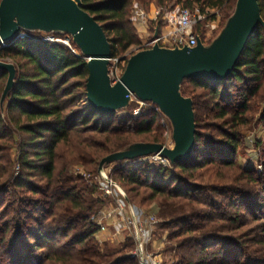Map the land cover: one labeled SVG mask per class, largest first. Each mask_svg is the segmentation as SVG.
<instances>
[{"label":"trees","instance_id":"16d2710c","mask_svg":"<svg viewBox=\"0 0 264 264\" xmlns=\"http://www.w3.org/2000/svg\"><path fill=\"white\" fill-rule=\"evenodd\" d=\"M134 1L145 4L152 0H81L83 9L102 26L111 44V57L138 43L130 22V7ZM155 3L161 9L160 17L180 5L198 8L204 21L215 19L217 12L222 13L225 21L232 14L236 0H155ZM258 5L264 21V0H258ZM198 35L204 42L203 35ZM3 58L30 69L15 78L14 87L6 98V114L14 125L11 138H16L17 132L22 136L0 148L7 151L4 155L6 170L0 171V191L17 202L15 207L8 200L0 210V264H137L125 250L130 245L112 248L95 239L96 215L105 200L94 196L95 185L70 174L68 167L79 163L89 173H95L103 157L136 143L135 138L142 135L147 143L162 144L159 135L152 133L155 114L128 115V124L121 120L120 124L112 125L115 113H101L86 99V59L61 42H49L35 35L18 37L0 47V59ZM5 77L7 72L0 70V101ZM69 79L75 80L70 82ZM230 80L238 83L240 96L231 115L218 102L219 85ZM185 83L210 96L218 118L229 114L232 119H238L248 109L250 99L264 91V28L260 26L249 40L227 79L211 82L195 78L182 82L181 94L191 98L195 117V99ZM78 88L83 89L81 96L73 94ZM76 101L85 102L81 110L66 113ZM4 118L0 113L2 129ZM5 133L6 130H1L0 137ZM224 135L225 140L217 142L226 153L219 164L231 165V156L237 148L236 132ZM200 136L196 124L194 148L184 162L164 168L147 162L133 166V161L139 158L125 160L108 175L115 182L116 178L122 181L129 201L139 197L140 204L136 206L146 200L155 201L158 215L165 223L184 225L169 236L172 246L168 249L175 252L172 264H253V257H247L246 261L239 258V236L219 234L240 225L236 213L215 212L218 202L210 193L219 191V185L191 181L198 169L214 165L217 154L211 144L204 147L205 152L200 150ZM58 145L62 150H56ZM241 173L247 181L254 178L250 170ZM33 178L43 184H36ZM224 190L233 194L238 191ZM203 191L204 194H198ZM17 193H23V198ZM219 194L224 192L220 190ZM235 205L231 203L232 207Z\"/></svg>","mask_w":264,"mask_h":264},{"label":"water","instance_id":"95a60500","mask_svg":"<svg viewBox=\"0 0 264 264\" xmlns=\"http://www.w3.org/2000/svg\"><path fill=\"white\" fill-rule=\"evenodd\" d=\"M260 26L264 28L258 0H236L232 14L211 43L198 39L193 47L155 44L139 50L129 57L122 75L112 83L111 44L102 26L83 9L81 0H0V47L21 37L22 31L66 34L87 61L86 99L95 110L115 113L127 107L134 96L155 104L169 119L173 147L132 143L100 160L101 175L104 166L112 162L152 154L166 157L171 165L187 160L194 148L196 124L192 100L181 94L182 82L195 78L211 82L227 79ZM0 70L7 72L2 103L14 87L16 68L0 60Z\"/></svg>","mask_w":264,"mask_h":264},{"label":"rangeland","instance_id":"374dc122","mask_svg":"<svg viewBox=\"0 0 264 264\" xmlns=\"http://www.w3.org/2000/svg\"><path fill=\"white\" fill-rule=\"evenodd\" d=\"M135 5L138 6L140 10H142L144 14L143 17L132 16ZM151 8H155V10L159 11L160 13L161 9L157 7L155 0L145 4L139 1H134L130 7V22L138 38V43L131 45L125 51L121 52L117 57H111L109 64V76L112 83L116 82L122 75L129 57L136 53L144 42L151 40L155 36V33H160V31L163 29L161 17L159 14L151 15ZM190 10L195 16L199 17L194 26L195 32L203 35L204 44L211 43L217 37L226 22V20L223 21L222 13L217 12L215 19L204 21L203 16L198 11V8L195 7L194 9ZM20 34H22L21 37H26L28 35L34 37L35 35V37L49 42H61L71 48V50L80 54L79 49L72 42L71 37L66 36L65 34L52 32L45 33L42 31H22ZM163 47L168 46L165 45ZM0 60L7 63H12L15 66L16 78L19 77L20 73L24 71L26 72L28 69H30L18 67V65L10 58H3ZM6 80L7 77L3 79L4 86ZM73 80L75 79H69L70 82ZM237 85V82L230 80L229 82L222 83L218 87L221 95V98L218 99V102L221 104V106H224L230 111V115L231 112H234L233 106L240 99L237 91ZM185 86H189V89L192 92L190 96L195 99V118L197 130L201 135L199 138V148L205 152L204 147L211 144L215 146V151L217 153L214 158V165L198 169L195 172L196 174H194V177L191 178V181L196 182L197 184L219 185V191L210 193L218 202L215 212H221L225 215L236 213L235 215H237L238 223L240 224L233 231H222L219 232V234L239 236L241 247L237 251V254H239L241 261H246L247 257H253V264H264V91L261 90L256 96L252 97L250 99L248 109L243 115H239L238 119L235 120L232 119L229 114L222 119L218 118V110L213 106V100L208 94H206L204 90L200 88H193L188 83H185ZM82 92L83 89L78 88L73 92V94L75 96H81ZM6 98L7 96L2 103L0 101V113L5 117L3 129L0 127V131L6 130L5 135L0 137V148H5L13 140H17V138L21 139L22 136L17 132L16 138H11V130H13L14 125L6 114ZM83 104H85L83 101L74 102V104H71L69 109L66 110V113L75 110H81L80 108L83 107ZM142 112H148L147 116H150L152 113L155 114L154 123L151 127L153 129L152 133L155 132L154 135H159L163 145L169 148L173 147L174 142L172 140L171 123L169 119L160 112L158 107L151 102H142L134 96H131L128 106L115 112L113 116L114 123L112 125L115 126L120 124L119 122L121 120L123 124H128L129 121L126 122V117L128 115L135 117ZM225 132H236L237 148L235 154L231 156L230 161L233 162L231 165L219 164L220 160H222L221 158L226 156V153L221 151L222 147L220 146V143L217 142H223L225 140L223 139ZM135 139L137 140L136 142H146L143 141L146 139L145 135L136 137ZM214 142L217 144H214ZM12 145L14 146L12 153L15 157V154L17 153L15 142ZM56 150H62L61 145H58ZM6 153L7 151H0V171L6 170L7 163L4 156ZM146 162L154 166H159V164L154 162L149 157L139 158L133 161L132 165L137 166ZM118 165L119 162H112L108 165H105L103 172L108 174L110 171H112V169L118 167ZM15 170V173L17 174V164L15 166ZM68 170L69 173L74 176H81L87 184L95 185L96 191L94 196L104 198L106 203V206L104 207H114L115 204L113 198L105 197L102 191L99 189V186L102 183V178L98 171V166L95 173H89V171H87L79 163L70 164ZM240 170L252 171V175L254 176L252 181H247V179H244L245 175H243V173H241L242 171ZM115 175L116 174H114V176ZM32 180L36 184H43V182H39L36 178H33ZM116 180L117 182H114L119 187H121L127 199L128 194L126 193L125 188L122 186V181H119L117 178ZM235 180H237V182H235ZM224 188H231L234 189V191L236 189L238 191H235L236 193L233 194V192L224 190ZM220 190L221 192H224V194L220 195ZM17 194L19 198H23V193ZM198 194L202 195L204 194V191L203 193L199 192ZM8 200L14 203L9 194H4L2 191H0V210L6 206ZM138 200L139 197L133 200L134 205L140 204ZM128 202L133 204V202L129 200ZM231 203L236 205L232 207ZM14 206H17V202L14 203ZM137 207L153 213L160 220L157 228L155 229L153 249L160 253V259L163 264H172V261L175 259V252L168 249L170 246H172V241L169 240V236L173 230L184 225H176L175 223L172 224L171 222L169 223V221L165 223V221L158 215L155 201L146 200L143 202V205H137ZM36 212V215H38L39 211L37 210ZM219 223H224V221H220ZM163 236L165 238L164 244L159 247L160 239ZM116 238H109L102 233L95 236V239L98 242H106L107 245L112 248H122L126 245H130L128 248L125 247V250H128V255L134 258L131 255V251L134 247L133 239L131 237L122 236L120 238Z\"/></svg>","mask_w":264,"mask_h":264},{"label":"built area","instance_id":"2783aa9c","mask_svg":"<svg viewBox=\"0 0 264 264\" xmlns=\"http://www.w3.org/2000/svg\"><path fill=\"white\" fill-rule=\"evenodd\" d=\"M132 14L134 17H143L144 15L136 5ZM157 14H159V11H157ZM198 19L199 17L184 6L177 5L167 10L161 16L163 29L160 33H156L151 40L144 42L139 50L151 48L155 44L162 47L167 45L169 48L195 46L197 40L200 39L198 33L194 30ZM146 157L151 158L164 168L171 166L169 160L160 154H152ZM102 175L100 174L102 183L99 189L105 197H112L115 205L114 207H104L106 206L105 203L98 210L95 220L98 231L95 236L102 233L109 238L131 237L134 243L131 255L136 259L137 264H163L160 253L153 249L155 229L160 220L153 213L128 202L121 187L103 171ZM164 240L163 236L160 239L159 247L164 244Z\"/></svg>","mask_w":264,"mask_h":264},{"label":"crops","instance_id":"0c3cea01","mask_svg":"<svg viewBox=\"0 0 264 264\" xmlns=\"http://www.w3.org/2000/svg\"><path fill=\"white\" fill-rule=\"evenodd\" d=\"M153 9L155 10V8H151V13H150L151 15H154V14L157 13V10L154 11ZM153 11H154V12H153Z\"/></svg>","mask_w":264,"mask_h":264}]
</instances>
